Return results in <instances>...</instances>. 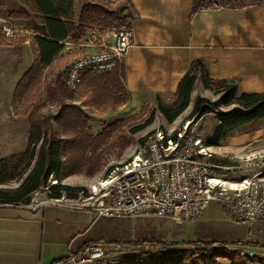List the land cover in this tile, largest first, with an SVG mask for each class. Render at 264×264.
Instances as JSON below:
<instances>
[{
  "label": "trees",
  "instance_id": "trees-1",
  "mask_svg": "<svg viewBox=\"0 0 264 264\" xmlns=\"http://www.w3.org/2000/svg\"><path fill=\"white\" fill-rule=\"evenodd\" d=\"M9 1L13 4L8 10L9 16L14 17L13 20H21L19 22L32 29L36 35L34 39L36 60L20 81L15 92L16 98L22 97L41 82L45 69L63 52L65 42L79 41L92 29H120L123 26L130 28L131 21L136 16L130 0L121 2L87 0L80 10L78 0ZM219 1L224 7L230 8L257 6L264 2L251 0L253 2L250 1V4L247 0ZM112 4L116 8H113ZM6 5L5 0H0V6ZM206 5V0H194L193 10L197 12ZM124 79V72L120 73L119 70L110 73H87L83 84L90 95L87 101L80 104L75 103L79 99L78 92L69 90L61 75L53 85L48 86V101L61 105L60 110L51 117L40 115L38 110L30 112L27 149L22 153L0 159V206H23L30 203L34 193L48 187L51 177L61 181L63 177L79 174L94 176L100 170L104 156L113 147L109 138L126 125V120H118L95 135L90 130L89 117L84 108L116 109L125 104L130 96L124 87ZM199 79H202L204 87L219 96V99L212 101L198 97L189 119L199 120L210 115H219L220 126L216 129L213 145L219 146L237 134L258 130L264 125V92L241 93L237 79H212L208 65L203 60L192 62L191 68L180 80L172 100L165 101L161 95H154L157 109L166 121L174 123L189 108L191 96ZM67 101L69 103H66ZM221 108L230 110L223 112L220 111ZM152 119L153 117L145 126L151 124ZM23 174H26V177L18 188L9 189L1 186L22 177ZM85 192L86 189L83 187L59 184L49 189V197L62 198L66 195L69 199H77L80 193ZM199 243L204 242L190 244L199 246ZM232 243L243 244L242 241ZM226 244L228 243L219 241L204 244L203 246L210 247L195 252L198 259L189 264L198 262L222 264L220 258L228 260L229 264H247L237 252L222 247ZM219 245L221 247H216ZM175 253H163L167 261H163L162 264H178L181 260H190L189 257L178 258Z\"/></svg>",
  "mask_w": 264,
  "mask_h": 264
},
{
  "label": "crops",
  "instance_id": "crops-1",
  "mask_svg": "<svg viewBox=\"0 0 264 264\" xmlns=\"http://www.w3.org/2000/svg\"><path fill=\"white\" fill-rule=\"evenodd\" d=\"M130 1L136 15L131 21L134 44L117 69L124 72L123 84L130 99L117 107L119 112L140 109L156 94L174 96L194 60L205 61L214 80L237 79L241 93L264 92V2L194 12V0ZM24 40V44L31 42ZM64 45L47 68L58 58L66 56L72 61L82 52L70 41ZM80 88L77 101L83 103L90 93L85 84ZM49 198L46 194L39 197ZM102 220L114 221V232L121 233L120 224L115 223L120 219L97 218L88 210L0 206V264H53L71 250L78 252L91 243L105 242L91 236Z\"/></svg>",
  "mask_w": 264,
  "mask_h": 264
},
{
  "label": "built area",
  "instance_id": "built-area-1",
  "mask_svg": "<svg viewBox=\"0 0 264 264\" xmlns=\"http://www.w3.org/2000/svg\"><path fill=\"white\" fill-rule=\"evenodd\" d=\"M203 8L219 11L225 7L219 0H209ZM101 33H91L87 42L70 44L82 52L73 58L64 76L69 90L77 91L87 73H110L123 66L134 44L131 27L123 26L110 35ZM0 34L9 40L35 35L10 21L2 22ZM200 121L188 119L178 129L151 135L143 149L107 173L100 182L98 194L84 200L65 196L38 200L40 192H36L23 207L38 210L43 205H54L88 210L97 218L152 216L193 224L202 220L215 203L223 206L237 224L264 226V178L258 174L241 180L229 177L235 170L213 162L212 147L197 136ZM96 196L99 199L94 200ZM222 247L237 252L247 261L264 262V249L256 246L226 244ZM168 251L142 243L96 242L78 252L69 251L53 264H151V259Z\"/></svg>",
  "mask_w": 264,
  "mask_h": 264
},
{
  "label": "rangeland",
  "instance_id": "rangeland-1",
  "mask_svg": "<svg viewBox=\"0 0 264 264\" xmlns=\"http://www.w3.org/2000/svg\"><path fill=\"white\" fill-rule=\"evenodd\" d=\"M6 7L0 6V25L3 21H10L21 25L32 31L29 27L22 24L21 20H13L9 16L11 5L9 0H5ZM103 1L104 0H98ZM207 1V0H206ZM247 0V3L253 2ZM87 0H78V10ZM209 3V0L207 1ZM113 8H116L112 4ZM80 12V11H79ZM117 28L104 30L92 29L88 34L79 41H71L70 44H80L87 42L93 32L101 34H111L119 31ZM28 38L31 42L24 44V39ZM33 35L19 37L17 39H6L0 34V159L14 154L22 153L27 149L29 136V114L38 110L40 115L51 117L55 115L60 106L58 103L48 101V86L53 85L58 76L64 77L70 64V58H58L49 68H46L42 80L35 88L25 93L20 98L15 97L16 89L23 76L30 70L36 60V47ZM109 41V39H108ZM80 49V48H78ZM81 50V49H80ZM81 90V88H79ZM78 93L79 90H77ZM198 97L208 98L217 101L219 96L212 91L207 90L200 79L192 97V104L174 123H169L157 109L155 97L142 108L130 112L121 113L112 107L84 108L90 123L92 133L99 134L103 129L118 120L126 117V125L117 130L111 138V150L104 156L100 170L94 176L79 174L70 177H63L60 181L51 177L46 188L50 189L59 184L69 185L71 187H83L86 189L85 194L80 193L76 200H84L87 196L98 194L100 182L104 179L114 167L128 161L140 149H143L151 135L157 131L168 132L173 128L182 127L183 123L191 116V110ZM165 101H170L174 96H162ZM66 103H69L68 101ZM71 103V102H70ZM80 104V101L75 102ZM230 108H221L220 111L227 112ZM152 123L145 126L148 120ZM197 120L194 119V122ZM54 125V122H52ZM145 126V127H144ZM220 126L219 115H210L201 119L198 125L197 136L213 151V162L223 168L235 170V173L229 174L234 180H241L255 175L264 178V125L255 131L237 134L236 136L223 141L221 145H213L216 129ZM26 174L7 185H1L3 188L16 189L23 182ZM46 188L38 191L40 196L49 195ZM65 195V194H64ZM38 197V200H40ZM65 198L67 196L65 195ZM68 199V198H67ZM99 197H94V200ZM235 218L221 205L212 204L206 211L202 220L197 223L178 222L169 218H156L152 216H143L136 219H120L115 221L121 226V233L114 232L112 223L102 220L91 232V236L102 239L107 242L121 240L122 242L151 244L167 249L168 252H176L178 258L187 257L189 261L181 260L178 264H189L197 261L195 252L201 251L202 248L208 249L210 246L204 244L214 241L233 244L232 242L242 241L243 244L256 246L264 249V226L240 225L234 220ZM147 241V242H146ZM204 242L198 245H192L193 242ZM249 243V244H248ZM203 246V247H202ZM224 246V245H222ZM216 247H221L216 246ZM183 252L185 255L180 254ZM195 254V256L193 255ZM181 258V259H182ZM197 258V259H196ZM175 259V258H174ZM166 258L163 253L149 263L162 264ZM156 261V262H155ZM167 261V260H166ZM222 264H229V261L223 258L219 259ZM247 264H264L259 260L247 261ZM195 264H202L201 262Z\"/></svg>",
  "mask_w": 264,
  "mask_h": 264
}]
</instances>
